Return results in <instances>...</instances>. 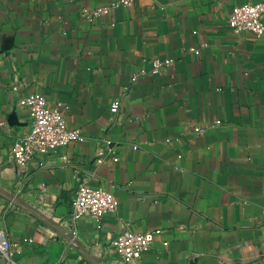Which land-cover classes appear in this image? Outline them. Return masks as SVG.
Returning <instances> with one entry per match:
<instances>
[{"label":"crops","instance_id":"0c3cea01","mask_svg":"<svg viewBox=\"0 0 264 264\" xmlns=\"http://www.w3.org/2000/svg\"><path fill=\"white\" fill-rule=\"evenodd\" d=\"M117 1L0 0V232L14 264H126L113 245L126 228L159 230L127 264H264V35L227 25L260 0H131L87 19ZM32 92L80 139L17 166L30 115L16 104ZM105 137L118 159L97 164ZM80 183L118 200L99 227L70 219Z\"/></svg>","mask_w":264,"mask_h":264},{"label":"built area","instance_id":"2783aa9c","mask_svg":"<svg viewBox=\"0 0 264 264\" xmlns=\"http://www.w3.org/2000/svg\"><path fill=\"white\" fill-rule=\"evenodd\" d=\"M130 3L131 0H120L111 5L97 7L85 14L91 21L96 16L108 13L120 4L129 5ZM227 25L234 34L251 32L256 36L264 35V0L234 6L228 16ZM170 61L168 59L160 62L153 59L152 67L156 70L161 65L168 66ZM17 89L18 86H12L13 91ZM16 105L25 108L30 115L29 131L10 146L11 156L17 166L24 165L33 156L44 155L80 139L79 131L67 126L62 106L50 107L46 98L39 92L21 95ZM119 111L120 100L115 98L109 105V112L113 116H117ZM214 123L219 124L220 120H215ZM194 131H202V128L197 126ZM106 159L112 161L118 159L112 142L107 137L102 139V143L97 149L95 162L98 164ZM117 206L118 200L112 192L80 183L70 202V219L76 222L80 217L90 215L95 218L99 227L103 216L116 212ZM158 234L159 230L136 232L126 228L113 241L119 260L126 264L138 260L152 248L153 240ZM72 236H75L74 233ZM14 249L15 244L11 243L3 232H0V262L14 264Z\"/></svg>","mask_w":264,"mask_h":264}]
</instances>
